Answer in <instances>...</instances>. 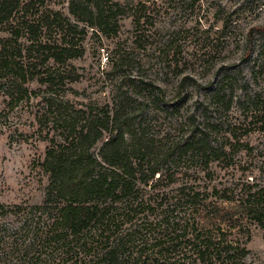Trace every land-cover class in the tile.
I'll list each match as a JSON object with an SVG mask.
<instances>
[{
    "label": "trees",
    "instance_id": "trees-1",
    "mask_svg": "<svg viewBox=\"0 0 264 264\" xmlns=\"http://www.w3.org/2000/svg\"><path fill=\"white\" fill-rule=\"evenodd\" d=\"M67 3L64 14L48 0H0L1 87L10 103L39 97L41 118L53 110L61 125L40 162L47 176L42 201L0 203V264H245L249 224L264 228V188L243 183L234 194L213 183L211 165L226 156L227 144L213 142L207 117L191 119L188 135L160 166L158 150L119 106L78 109L53 91L66 78L77 80L54 65L82 56L74 41L79 23L83 32L110 38L129 8L119 0ZM143 7L131 6L136 30ZM32 82L39 87L29 89ZM220 92L212 97L228 109L231 98ZM185 155L195 163L189 170L173 161Z\"/></svg>",
    "mask_w": 264,
    "mask_h": 264
},
{
    "label": "rangeland",
    "instance_id": "rangeland-1",
    "mask_svg": "<svg viewBox=\"0 0 264 264\" xmlns=\"http://www.w3.org/2000/svg\"><path fill=\"white\" fill-rule=\"evenodd\" d=\"M119 1L129 8L116 35L106 38L89 27L83 32L79 23L74 41L82 56L54 65L77 80L66 78L53 91L78 109L119 106L131 128L158 150L153 158L160 166L188 135L191 119L207 117L215 126L213 142L227 144L226 156L211 165L213 183H226L234 194L243 183L251 191L264 188V0ZM137 2L145 16L136 30L131 6ZM48 4L68 14L67 0ZM185 77L190 80L181 86ZM217 89L231 98L228 109L212 97ZM5 92L0 84V203H40L47 184L40 162L61 125L53 110L41 118L39 97L10 103ZM175 157L178 168L195 165L187 155ZM249 230L244 262L264 264V228L250 223Z\"/></svg>",
    "mask_w": 264,
    "mask_h": 264
}]
</instances>
